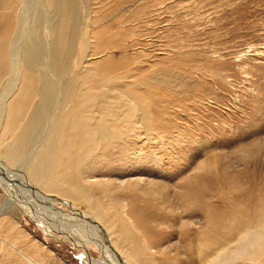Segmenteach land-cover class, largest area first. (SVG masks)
Segmentation results:
<instances>
[{
  "label": "rangeland",
  "instance_id": "1",
  "mask_svg": "<svg viewBox=\"0 0 264 264\" xmlns=\"http://www.w3.org/2000/svg\"><path fill=\"white\" fill-rule=\"evenodd\" d=\"M26 1L0 0V28L8 23L5 6L14 2L20 14ZM26 9L35 17L44 10L54 14L53 24H26L39 41L60 39L61 19L51 0H29ZM77 11L69 61L80 97L63 109L64 92L71 89L62 80V106L54 117L42 118L45 141L37 154L40 160L48 142L60 149L59 130L68 116L80 118L85 129L79 137L69 135L73 148L80 151L90 138L88 146L73 161L58 152L49 162L41 164L35 155L30 160L49 177L37 188L79 210L54 201V212L70 226L82 216L98 223L112 240H121V252L111 243L128 264H264V0H78ZM19 63L31 76L23 55ZM6 68L3 83L13 71L7 62ZM19 94L5 101L1 156L12 140L6 132L17 131L24 111ZM78 108L83 112L72 115ZM70 170L95 200L97 214L87 199L67 193L63 180ZM2 184L0 208L11 196L19 204L0 211V264H88L70 230H45L22 209L21 193L9 195ZM124 204L138 221L134 239L146 237L153 251L140 253L124 242ZM109 222H118L123 236ZM88 245L93 259L103 257L97 245Z\"/></svg>",
  "mask_w": 264,
  "mask_h": 264
},
{
  "label": "bare ground",
  "instance_id": "2",
  "mask_svg": "<svg viewBox=\"0 0 264 264\" xmlns=\"http://www.w3.org/2000/svg\"><path fill=\"white\" fill-rule=\"evenodd\" d=\"M26 2L24 3V5L22 4L23 11L20 14H18V5H16L14 2L12 3L11 6L10 4H7L5 7L10 9V12L4 14L3 17L5 18L6 23L7 22L8 23L7 26L0 28V77L1 76L3 77L4 74L6 73L5 71L8 69V68L5 69L6 62L10 64L11 67L13 68L12 73L8 75L9 77L6 78V81L4 83H3L4 79L0 81V84L3 83L2 85H0V126L5 116V101L15 91L19 90L20 94L18 100L24 106L23 113L21 112L20 115L17 117L19 120V123L15 126L17 128V131L11 133L10 130H8L6 132V134H10V135L12 134L11 135L12 140L8 144H5V148L8 149L7 154L5 156H1L0 154V185L2 186L3 185L2 183L5 184L6 187L5 192L9 193V195H15L14 191H16L15 189H17L18 194L21 193V195L23 196L22 197L23 200L20 202L22 209L28 212V214H30L31 217L37 223L41 224L48 232L50 229L58 228V226L60 225L63 226L62 227L60 226V228H62L61 230L60 228H58L59 231L64 232L70 230L73 233V235L76 236L75 239H77L78 242L81 244L77 246L81 247L85 252L86 255L85 257L88 264H98V263L112 264L113 262L115 264H128L126 261L127 259L126 260L124 259L126 257H124L120 253L121 252L120 249L123 246V244L121 243V240L119 238L115 241L112 240L109 234H107V232L103 228H101V226L97 225L98 223L96 224L93 222V220L91 221L86 219L84 216H82L83 214L81 212H80L82 214L81 216L84 218V220L81 218L80 221L78 220L79 222H76V225L71 224L70 226L67 223H63L64 219L61 220L59 216L56 214V212H54L55 209L54 201L62 202L75 211L76 210L79 211V210L73 207L72 205H70L67 201L63 199L51 197L49 195L47 196V194L43 193L41 190L37 188V187L45 186L46 183L49 182V177H47L45 174H41V171L35 170L34 165L32 166L30 163V160L34 157V155H35L34 159H36L37 157L38 159L36 161L39 160L37 151L41 149V145L42 148L44 146L45 140H43L44 138H42V135L44 134H42L43 131L40 132L41 127L39 128V124L44 116L47 117L50 114L58 112L56 108L60 107L59 105L60 95L57 93L59 92V90H63L62 80H63V84H65L67 87H70L71 89V93L68 94L67 91L68 89L64 86L66 88L64 92L65 96L63 97L62 95V97L65 98L64 101L66 100L65 101L66 103L64 104L63 109L67 108L69 102L72 99L80 97V94H78L80 88L76 87V85L74 84V80H71L72 78L70 77V71L73 69V67H70L71 61H69L71 55L73 54L72 53L73 46H71L72 34L74 31H76L78 27L77 25L79 21V15H78L79 13L77 11L78 0H51V5L54 6L57 15L56 17L61 19L60 21L61 32H60L59 40L54 39L53 43H49V42L45 43L43 39H40L39 41L36 35L37 33H34V31L36 32V30L34 31L30 29L28 30L26 24L28 25H30L31 23L33 24L32 22L33 19H34L33 21L39 22L40 24L46 21H48L49 24L51 23L53 24V22L51 21H52V15L54 16V14L49 13L43 9L44 11H41L37 15V17H35L34 14L31 13V11H33L32 9L31 10L26 9ZM16 12H17V17L15 18ZM20 19H21V23L22 22L24 23V26L22 28L20 26ZM12 20L16 21L15 24L16 26L14 28V33L12 32L9 33L8 30L11 26ZM4 24H0V25H4ZM48 28H50V25ZM57 41L62 45H58ZM22 55L23 58L25 59V64H26L25 67H28V69L32 71L31 76H28V74H24L21 72L22 68L20 67L21 65L19 63V56L22 57ZM41 64L45 65V67H36ZM44 68L47 71H45ZM55 77L56 79L52 80ZM76 88L77 91L74 92ZM55 103H58V107L55 106ZM60 104L62 106V103ZM78 105H81V107L83 106L82 103L80 102L78 103ZM88 111L91 113V115L89 114ZM88 111H87L88 115L93 117L92 110L90 109V103L88 106ZM61 112L62 111L60 110V113ZM82 112H81V108L74 109L72 110V115L80 114ZM41 114L44 115L41 118H39ZM54 115L55 114H53L52 116L54 117ZM68 117H70V119L67 120H72V121L68 123L66 122L67 120H65L63 126L66 125L67 127H64V129L60 128L59 130L60 135L63 136L62 139L63 143H59L61 144L60 149L58 148V143L55 144H52L51 142L46 143L39 160L41 161V164L44 162V160L48 161L47 160L48 158H52L56 154V152H58V154H60L61 157L64 158L63 159L64 161L65 160L73 161L76 159L73 158V155L76 154L80 156V153H82V151L88 146L87 141H89L90 136L87 137L89 138L87 141L83 142L84 146L80 148V151L79 148L76 149L73 148L70 142V140L72 139L71 136L76 135L79 137V135L85 129L82 130L80 118H77L75 116H68ZM53 121L55 120L53 119ZM43 123H47V120L46 122ZM52 124L53 123H50L49 125L52 126ZM44 129H45L44 131H46V127ZM90 149H92V147ZM63 162L60 164L65 163ZM72 164L74 165L73 162ZM64 167L66 168V165H64ZM76 176H73L72 170H70V173L66 176L67 179L63 180V182H66L65 184L68 188L66 189V191L68 190L67 193H69V196L70 197L72 196L73 199L75 200L76 199L79 200L81 198L87 199L86 201L89 202L90 207H92L95 210V213L97 214L98 212L96 210V205H95L96 202L95 203L93 202L95 200L93 199L92 201L89 198L90 193L85 192L81 188V183H79L80 179L77 178ZM16 199L17 196L8 197L1 204L0 211L11 205L19 204V202ZM34 202L36 204H34ZM29 203L33 206V208L32 206L29 205ZM125 206L126 204H124L121 208L119 207L120 210L122 209L124 211V214L121 212L122 215L124 216V220L125 221L128 220L129 223L128 226L123 225V229L121 228L122 229L121 231L126 233V238L124 242L128 245V248H135L136 250H139L140 253L148 249L153 251L155 248L152 247L153 245L149 244L150 242H148L146 237L143 236V239L141 241L134 239L132 235L133 234L132 230L133 228H136V226L138 225L137 223L138 221L134 222L135 220H133V218L129 216V214L125 211L124 209ZM32 209L33 210L35 209L34 211L37 210L36 211L37 213L34 212ZM46 210L50 212L49 214L53 218L49 217L48 213H45ZM116 214L117 213H115V215ZM98 218L101 221L106 222L103 216ZM110 225L112 224L110 223ZM115 226H118V222L117 224L114 225V228L116 230ZM55 230L57 231V229ZM138 231L139 233H142L139 229ZM117 232L120 233L119 231ZM81 235H84L85 237H82ZM121 236H123L122 232H121ZM68 238H72V237L68 236ZM111 240L113 245L119 248L120 252L115 247H113ZM126 241H128V243ZM131 241H133L134 243H131ZM137 241H139L140 244L142 243L141 244L142 246L141 245L139 246V244L137 245L136 243ZM88 243H93L97 245L96 247L102 251L103 257L101 258L97 257L98 259H93L89 252ZM27 257L31 260L29 256Z\"/></svg>",
  "mask_w": 264,
  "mask_h": 264
},
{
  "label": "water",
  "instance_id": "3",
  "mask_svg": "<svg viewBox=\"0 0 264 264\" xmlns=\"http://www.w3.org/2000/svg\"><path fill=\"white\" fill-rule=\"evenodd\" d=\"M33 189H34V187H33Z\"/></svg>",
  "mask_w": 264,
  "mask_h": 264
}]
</instances>
